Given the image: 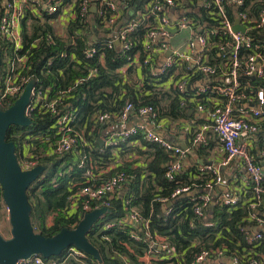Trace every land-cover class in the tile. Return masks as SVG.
Instances as JSON below:
<instances>
[{"label":"trees","instance_id":"trees-1","mask_svg":"<svg viewBox=\"0 0 264 264\" xmlns=\"http://www.w3.org/2000/svg\"><path fill=\"white\" fill-rule=\"evenodd\" d=\"M189 1L191 6L194 8L197 6L198 9L189 12L188 15L199 25H208V29L223 25V19L216 10H207L200 0ZM147 2L148 0H127V6L125 4L123 7V16L134 18L144 9ZM136 3H139L138 7L131 15V9ZM224 4L233 22H236L241 12L246 14L245 19H240L243 25H255L253 22L260 21L264 10V0H243L240 5L224 0ZM57 18L58 13L45 14L42 19L33 13H27L23 21L24 48L21 52L23 55L28 53L30 57L29 70L26 74L39 79L43 89L50 88L49 98L60 94L63 97L61 108L66 109L67 105H71L76 109L77 128L84 132L90 144L85 146L80 142L70 153L49 154L51 143L57 140L52 132H48L54 121L50 113L35 112L30 126L9 127L6 138L14 141L18 158L21 160L26 147L32 146L31 158L46 165V170L28 189L33 214L40 213L42 218L41 220L33 215L35 221L39 219L41 224L43 221V227L39 232L51 236L63 228H74L79 223L77 211L69 209V196L78 187L86 184L83 173L88 164L79 167V161L83 156H86L88 163L93 165L96 183L109 181L119 173H124L127 181L118 190L126 187L127 183L129 188L126 187L124 196H119L118 191L113 195L111 193L107 195L106 199L110 202L109 211L99 218L88 233L89 240L99 250L100 260L86 253L85 257L71 255L69 247L60 255L44 258L45 261H58L68 257L66 264H148L145 256L151 246V239L154 240L156 235H160L174 246L175 252L173 257H168V251L157 246L151 264H191L197 255L205 250L212 255L222 250L226 257L238 256L241 262L252 257L264 263V232H261L263 238L253 243L246 239L247 232L252 234L253 229L264 227L250 219L252 202L259 203L256 213L264 219V193L259 201L249 187L237 204H223L217 200L213 208L210 207L211 203L203 206L205 216H199L194 209L198 200L192 199L193 194L189 196L183 193L173 197V193L179 187L187 185L193 189L191 193L196 189L202 192L206 183L214 179L212 173H203L196 167L191 169L183 167L175 173L173 180H169L166 172L175 161L176 154L172 150H166L161 143L149 141L142 134L132 136L118 146L102 145L99 140L103 133V125L97 123L95 114L102 112L118 114L127 102H131L136 110L151 106L157 112L155 122L174 139L166 138L174 144H179V141L175 140L177 135L172 132L173 126L181 123L178 127L186 129V125H183L184 120L194 114L190 113V110L198 103L210 107L211 98L216 96L210 91L196 94L198 88L192 86L201 78L200 74L193 75V71H187L189 85L187 91L183 92L175 88L173 83L187 74L184 73L185 65L178 69L177 74L175 67L170 72L156 74L155 59L151 63H144L147 56L146 35L150 29L144 25H138L129 35L131 40L129 48L121 50L120 45L114 43L112 47H107L103 41H98L93 58H87L85 49L88 47L89 35L81 31L90 22L81 17L72 19L67 29L68 37L65 38L56 33ZM95 20L99 27L104 26L98 14L95 15ZM77 30L82 35L72 43L71 36ZM251 33L254 34L255 43L264 42V27L254 29ZM227 40H230V37L224 35L223 29L220 28L219 34L213 35L209 42L206 63L217 68L216 75H220L226 67L229 48L223 50L221 46H224ZM0 49L2 58L5 59L10 53V45L0 39ZM137 54L140 59L134 63ZM240 54L245 58L250 54V50L242 48ZM49 60H52L51 63ZM131 61L133 62L130 64ZM239 74V81L247 94L251 88H264V78L247 77L241 68ZM69 87H73V90L69 94H64L62 91ZM196 128L194 123L189 125L186 133L189 142H194ZM48 134L50 140L45 141ZM137 142L139 144H136ZM258 144L260 149L254 143L252 152L256 162L260 164L258 154L261 150L264 152L263 138L259 139ZM74 183L79 184L74 187ZM250 186L252 187L251 184ZM262 187L264 188V180ZM164 198L171 202L167 209L166 203L162 201ZM199 202L201 201L197 203ZM95 203L91 205H96ZM3 207L0 187L2 220L5 217L2 213ZM134 211L144 220L141 225H136L131 219ZM48 217L53 219L51 225H46ZM34 227L37 229L35 224Z\"/></svg>","mask_w":264,"mask_h":264},{"label":"built area","instance_id":"built-area-1","mask_svg":"<svg viewBox=\"0 0 264 264\" xmlns=\"http://www.w3.org/2000/svg\"><path fill=\"white\" fill-rule=\"evenodd\" d=\"M229 1L234 2L236 5L243 3V0ZM126 2L127 0H0V39L10 45V53L3 59L0 74V107L3 109L10 107L20 96L27 83L33 80L35 83L32 88L30 102L26 108V115L33 119L35 112H38V114L50 113L54 117L48 132H52L57 140L51 143L48 153L55 155L70 153L80 142L85 146L89 145L90 143L84 132H80L77 128L76 109L71 105H67L66 109L61 108L63 97L60 94L54 98H49L50 88L43 89L39 79L26 74V71L29 70L30 57L28 53L23 55L21 52L24 48L23 21L27 13H33L41 19L45 17V14L58 13V18L55 20V30L59 36L65 38L68 37L67 29L72 19L81 17V19L85 18V21L91 23L93 17L95 19V15L98 14L104 25L100 26L104 31H92L89 27L90 24H87L81 31V33L89 35L88 47L85 49L87 58H93L94 53L97 51L96 44L98 41H103L104 45L112 47L113 43L117 44L119 40L120 49H127L131 43L129 35L136 30L138 25L150 27L146 35L145 49L147 56L144 63H151L155 59L154 71L156 74L170 72L174 67L177 74L178 69L185 65V74L187 71H193V75L200 74L201 78L196 83L205 80L210 82L205 85L198 84L196 94L210 91L216 95L211 98L210 107L204 103L196 104L199 110H207L210 113V121L195 123L197 128L194 142H206L210 131L215 132L222 149L226 153L225 163L234 159L243 162L249 173V184L252 185L250 188H252L256 199L261 201L264 193L262 187L264 167L256 162L252 149L254 143L256 145L257 134L262 128L264 129V88H251L249 94H247L239 81V69H243V74L247 77L264 78V42L255 43L254 34L251 33L254 29L264 27V10L260 21L255 20L253 22L255 25H244L246 32H243L234 30L235 22L228 16L224 0H200L204 8L216 10L223 19V25H216L213 29H208V25H199L192 16L188 15L189 12L198 9L197 6L195 8L191 6L189 0H148L143 10L134 18L128 19L123 16V7H125ZM95 7L96 12L94 15L93 9ZM179 10L182 11V15L172 19L170 13ZM246 17V14L241 12L238 19H245ZM97 24L99 25V23ZM220 28L223 29L224 35L230 37V40H227L225 45L221 46L223 50L229 48V56L227 57L226 67L223 68L220 75H216L218 73L217 68L206 63V53L211 37L218 35ZM182 32L189 33V36L180 43H174ZM81 33L77 30L72 34V43H75V39L80 37ZM242 48L250 50V54L245 58H242L240 54ZM168 50H170V53L166 60L157 65L159 54ZM153 56L155 57L151 59ZM139 59V54H137L133 60L134 63L139 62ZM51 61L49 60L50 63ZM187 75L188 73L179 77L176 81L174 80L173 86L181 92L188 89ZM79 81L76 82V85ZM72 90L73 87H69L62 92L69 94ZM5 102L8 103L4 104ZM133 114L147 119L151 124L160 126L154 120L157 118V112L151 106H144L136 110L131 102H127L118 114L102 112L96 113L94 117L97 123L119 122L124 125ZM138 134H142L149 141L161 143L166 150L174 151L176 159L170 164L166 172L167 178L173 180L175 173L183 168V160L186 157L187 150L180 144H174L165 136L159 135L155 130L145 125L122 126L120 130L113 131L104 139V145L118 146ZM29 138L31 139L32 136ZM44 140H50V134ZM32 149V146L26 147L24 156L21 160L19 159L23 169H31L40 164L38 160L31 158ZM86 163L88 168L83 173L86 184L78 187L69 196V209L70 211H77L80 220L86 212L93 209L109 208L110 202L106 199L107 195L117 193L121 185H124L127 181V176L124 173H119L109 181L98 184L95 182L93 165L88 163L86 156H83L79 161V167H83ZM201 172L214 175V179L206 183L202 192H209L217 183L222 182L218 171L211 166L202 168ZM78 184L74 183L73 186L75 187ZM192 190L188 185L179 187L173 193V197L183 193H191ZM192 199L201 201L196 202L194 209L199 216H205L203 206L213 200L210 193L201 194L200 192L192 195ZM217 200L223 204L235 205L239 198L223 196ZM162 201L166 203L165 209H167V203L170 201L166 198ZM93 202H96V205H91ZM258 206L259 203L256 202L250 204V219L261 223L263 226L264 219L256 213ZM169 211L170 209L167 213ZM130 217L136 225H141L144 222L136 211ZM145 222L148 223V221ZM247 233L246 239L249 243L263 238L260 231H253L252 234ZM157 246L166 249L168 257H173L174 246H171L165 237L156 235L154 240L151 239V246L145 256L148 264H151ZM70 253L75 256H86L84 252L75 247L70 248ZM213 255L207 250L202 251L191 264H219L218 262L223 259H230L234 264H264L252 257L245 260V262H241L238 256L226 257L222 250H218ZM18 264H59V262L57 260L45 261L42 256H34L21 260Z\"/></svg>","mask_w":264,"mask_h":264},{"label":"water","instance_id":"water-1","mask_svg":"<svg viewBox=\"0 0 264 264\" xmlns=\"http://www.w3.org/2000/svg\"><path fill=\"white\" fill-rule=\"evenodd\" d=\"M138 4L136 3L131 9V15L135 13ZM234 25L235 31L246 32V27L241 24L239 19ZM119 43L118 40L117 44ZM2 63L0 49V74ZM34 83L33 80L29 81L10 107L6 109L0 107V187L11 224L10 237H5L0 231V264H18L21 260L34 256L49 258L60 255L65 249L73 246L100 260L99 250L89 240L88 233L99 218L109 211L108 207H100L86 212L76 227L63 228L51 236L36 231L34 227L33 208L29 200L28 189L43 174L46 165L39 164L31 169H23L16 153L14 141L6 138L11 125L27 127L33 123V120L26 115V108L31 99ZM190 112L192 113V111ZM101 144L104 145V140H101ZM196 193H200V190L196 189L187 194L190 196ZM215 204L213 201L210 207L213 208ZM167 205L170 206L171 202ZM253 230L264 232V227H257Z\"/></svg>","mask_w":264,"mask_h":264},{"label":"crops","instance_id":"crops-1","mask_svg":"<svg viewBox=\"0 0 264 264\" xmlns=\"http://www.w3.org/2000/svg\"><path fill=\"white\" fill-rule=\"evenodd\" d=\"M94 15H95V8H94ZM182 11H173L170 13L172 19L178 18L182 15ZM128 19V18H127ZM240 20V19H239ZM94 24V25H93ZM89 27H91L92 31H104L99 25L96 23L94 17L92 22L90 23ZM88 29V26H87ZM189 36V33L182 32L179 37L176 38L174 43H180L181 41L185 40ZM170 50L162 52L158 56L157 65L163 63L167 56L169 55ZM209 81H200L192 86V88H197L198 84H208ZM192 115L191 118L185 119L183 125H186V129H180L178 126L181 123L175 124L173 126V134L177 135L175 140L179 141L181 146H184V149L187 150L186 157L183 160V167L184 169H191L192 167L199 168L200 170L206 166H211L214 170H217L219 175L222 178V182L217 183L213 189L209 190V192H201L202 193H210L212 196V202L215 201L223 196L227 197H238L240 198L242 194L250 187V177L249 173L247 172L244 164L239 159H234L228 163L226 161V153L222 149V146L219 142V138L215 132L210 131L206 142L203 143H195L193 141H188L187 139V132L189 125L192 123H201V122H209L210 121V113L207 110H199L197 107L191 109ZM191 113V112H190ZM103 125L102 127V134L100 135L99 140H104L107 136L112 133L113 131L120 130L122 126L130 127V126H143L155 130L159 135L165 136L170 139H174L172 135L166 134V132L162 129V126H157L156 124H151L147 121V119L133 114L131 118L125 123L124 125L119 122H107V123H100ZM259 135L261 137H259ZM260 138H263L264 141V129L261 130L257 134L256 138V146L260 149L258 141ZM105 143V142H104ZM211 143V144H210ZM136 144H139L138 142ZM200 147H203L200 149ZM200 149V150H199ZM258 159L260 164L264 167V152L263 150L259 151ZM128 187V183L126 184ZM124 187L123 189L118 190L119 196H124L127 188ZM129 188V187H128ZM196 195V194H193ZM211 202V203H212ZM168 206V205H167ZM32 213V221L33 224L37 226V229L43 227L40 223L39 219L35 221V218ZM53 222L52 217H48L46 225H51ZM36 228V227H35ZM40 231V230H38ZM68 257H64L63 260H58L59 264H66L68 261ZM232 262V263H230ZM219 264H234V262L230 259H223L218 262Z\"/></svg>","mask_w":264,"mask_h":264},{"label":"rangeland","instance_id":"rangeland-1","mask_svg":"<svg viewBox=\"0 0 264 264\" xmlns=\"http://www.w3.org/2000/svg\"><path fill=\"white\" fill-rule=\"evenodd\" d=\"M59 27V26H58ZM43 210V209H42ZM35 212V211H34ZM2 213H4L5 217H4V220L0 219V231L2 232V234L5 236V237H10L11 236V224H10V221H9V213H8V208L7 206L5 205L4 203V207H3V211ZM32 213H33V210H32ZM34 216L37 218L39 217L41 220V216H40V213H37L35 212L34 213ZM39 229H36V231H38ZM39 232V231H38Z\"/></svg>","mask_w":264,"mask_h":264}]
</instances>
